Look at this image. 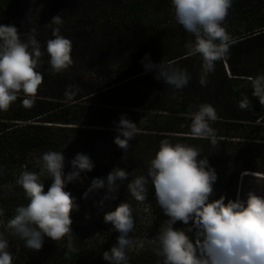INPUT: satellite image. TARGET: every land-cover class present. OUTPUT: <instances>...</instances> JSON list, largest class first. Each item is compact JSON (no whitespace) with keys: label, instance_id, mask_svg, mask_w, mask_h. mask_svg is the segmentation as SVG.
Instances as JSON below:
<instances>
[{"label":"rangeland","instance_id":"obj_1","mask_svg":"<svg viewBox=\"0 0 264 264\" xmlns=\"http://www.w3.org/2000/svg\"><path fill=\"white\" fill-rule=\"evenodd\" d=\"M2 1L4 7L0 6V24L15 25L22 37L30 34L38 41V38H42L43 43L40 41L39 43L42 53H45V59L41 63L40 71L50 74L48 78L60 81L59 84L56 82L50 86V80L43 78L40 85L42 88L36 93L37 97L60 95L59 98L64 104L69 103L67 101L69 96L74 95L86 100V106L95 104L97 107L106 105L107 99L96 98L97 96L90 93L108 84L117 83L118 87L126 85L124 89L128 91L127 96L133 99L125 101L127 105L115 107L118 114L109 117L108 120L93 121L95 124L100 121L103 127L73 126L75 129L79 127L88 132L92 130L103 132L98 136L91 133L84 134L82 137H86L84 145L87 146L84 147L79 140L73 139L69 132H43L45 139L37 147H33L28 154L29 161L32 162L30 171H38L37 160L48 150L63 152L66 173L71 171L70 161L77 153H85L94 161L92 171L81 173V180L69 183L65 189L75 198L76 204L70 214L73 221L71 225L73 240L77 243L81 240L91 252L98 248L93 255H89L91 261L85 257L82 264H108L102 258V253L116 243L119 233L114 230L110 222H104V214L120 203H128L132 208L134 228L130 235L143 244L142 247L129 250V264H141L137 261L141 258H144V264H156L155 260L161 259L154 253V245L150 241L155 240L168 217L158 205L154 189L150 191L152 195H147L143 202H139L128 192L126 180L112 193L114 198L111 200L105 199L100 203V197L107 191L103 186L84 197L94 177H106V174L113 169L112 158L118 154L115 150L118 146L113 141V136L116 134L114 131L116 125L113 122L118 119L120 113L126 114L129 119L137 123L139 129L129 142L127 150L131 152L132 156L128 155L131 156V161L141 167V172L129 175V180L140 175L147 176L150 159L157 151L160 141L168 139L171 143L181 142L196 146L200 149V158L208 157L210 166L217 173V181L213 186L214 199H219L223 195L226 198L225 202L228 199L235 200L238 196L244 200L249 191L264 194V177L243 175L245 172L264 175V142L251 140L257 136L261 137L259 133L256 134L250 129L233 130L226 126L228 123L225 122L228 121L223 117L219 121L217 119L210 122L216 132V144L206 139L209 143L204 145L202 141L205 139L190 135L189 112L200 105L198 102L203 95L206 96L209 104L215 105L217 100L214 97L216 96L214 89L218 87L222 67H225L226 77L232 75L224 59L216 62L215 70L207 76V83L200 84L201 59L182 57L187 53L186 42L189 41L182 40L174 44L179 40L176 31L182 30L183 27L174 19L170 0H0V3ZM57 15H60L61 22L49 25L52 18ZM53 28H58L59 34L72 41L73 64L57 74L52 73L46 52V43L53 38ZM263 40L264 38H259L244 42L238 48L260 46ZM234 50H229V53L233 54ZM146 54L154 63L175 59L174 66L185 69L191 76L190 81L184 88L177 90L162 80H157L154 73L145 71L141 62ZM156 54L158 56H155ZM233 63L235 66L239 64L237 60ZM238 71L242 76L229 85L231 93L238 90L240 85L245 87V83H251L249 79L244 78L243 64L238 67ZM122 72L125 75H121ZM90 84L96 86L90 90L87 87ZM59 88L63 90L60 91ZM74 91L76 92L73 93ZM245 99L239 98L234 101L233 106H241ZM114 101L119 102L117 99ZM162 116L179 117L189 121L177 124L174 132H166L168 129H164L165 125L160 123L159 117ZM77 119L83 121V117ZM254 122L253 125L246 126L264 127V119L260 118ZM233 134L239 137L233 139L231 146H218V142L224 140L223 136L226 138ZM98 139L101 142L95 144ZM258 144L263 145L257 147ZM237 170H239L238 176L235 178ZM15 172L14 175L3 172L0 176V208L4 209L3 216H0V221L3 222L0 223V231H5L9 240V251L13 245H16L15 241L19 242L20 239L7 232V220L14 216L18 206L28 203L24 189L16 183L20 172L18 173L17 169ZM42 180L45 182L44 191L47 192L51 180L46 176L42 177ZM151 186L149 179L146 189H151ZM83 205L84 211L81 210ZM82 228H85V231ZM53 242L56 250H61L64 244H67L65 239ZM97 242H100L99 247L94 246Z\"/></svg>","mask_w":264,"mask_h":264},{"label":"clouds","instance_id":"obj_2","mask_svg":"<svg viewBox=\"0 0 264 264\" xmlns=\"http://www.w3.org/2000/svg\"><path fill=\"white\" fill-rule=\"evenodd\" d=\"M170 3L176 23L193 37L186 44L187 55L200 57V84L205 85L208 74L215 70L217 61L227 58L232 44L224 21L233 0H170ZM60 22L57 15L49 25ZM52 35L46 43V52L50 69L57 74L73 64L72 41L59 34L58 28H53ZM42 55L34 35L22 37L15 25L0 24V112L7 111L19 96H23L21 103L25 108L33 106L43 80L37 70ZM141 62L146 72L154 73L157 80L177 90L191 79L185 69L175 67L172 61L154 63L146 54ZM251 83L253 95L264 104V74H258ZM246 106L245 99L241 107ZM188 116L190 135L216 144V132L210 124L218 118L214 106L200 104ZM113 123L116 125L113 141L125 151L139 131L137 123L124 113ZM37 164L38 171L25 168L16 179L28 203L18 206L14 216L7 220V232L34 251L43 247L45 238L53 241L66 238L68 250L75 251L70 214L76 204L65 189L69 183L81 180V173L92 171L94 161L85 153H77L70 161L71 171L66 173L63 152L48 150L40 155ZM129 175L125 169L114 167L106 177H94L84 197L103 186L107 191L100 197V203L111 200L112 193L127 180L128 192L136 201L143 202L150 179L156 201L168 217L155 240L150 241L154 253L161 258L158 264H264V194L249 191L244 200L238 196L225 202L223 195L214 199L217 173L208 157L200 158L198 147L163 139L150 159L147 176L129 180ZM45 176L51 180L47 192L42 180ZM3 214L4 209L0 208V216ZM177 221L184 225L191 222L188 231L194 232L195 238L175 228ZM104 222H110L119 235L116 243L103 251L102 258L108 264H129V250L143 246L130 235L134 228L132 208L128 203H120L104 214ZM0 264H13L5 231H0Z\"/></svg>","mask_w":264,"mask_h":264},{"label":"trees","instance_id":"obj_3","mask_svg":"<svg viewBox=\"0 0 264 264\" xmlns=\"http://www.w3.org/2000/svg\"><path fill=\"white\" fill-rule=\"evenodd\" d=\"M0 6L4 7L3 1L0 3ZM224 24L232 37L230 50L233 49V44L243 43L248 37L251 36H260L264 32V0H233V5L229 10ZM94 33L96 32H93V34ZM176 33L179 36V40H176L174 44L180 43L182 40L191 41L193 39L192 35L186 32L184 29L176 31ZM38 39L41 43H43L42 38ZM155 56L158 55L156 54ZM184 56L191 57V59H195V57L200 58L198 55L188 56L187 53L182 55V57ZM41 57L42 59L40 60L37 69L38 71H40L41 63H43V60L45 59L44 52ZM235 60L239 62L237 66H235L233 63ZM168 61L173 62L175 59ZM224 61V63L228 65L232 77H226L225 67L221 68V75L217 83L218 87L217 89H214V92L216 91V96L214 97L217 100L214 105V108L218 112L217 119L219 121L224 117L225 120L228 121L225 122L228 123L226 126L232 128L233 130L237 131L250 129L256 134L259 133L261 137L257 136V138H251V140H260L264 142V127L256 128L254 126H246L253 125L252 123H255L254 121L257 119H264L262 117L264 114V104H261L259 99L253 95V87L251 83H245V87L244 85H240L238 90L231 93L229 90V85L235 82L234 80L239 78V76H242L238 71V67L242 65V60L239 61L238 52L234 53L233 51V54L228 53V56ZM224 63L222 65H224ZM40 72L43 78L50 80V86L56 84V82H58V84L60 83L58 80L56 81L53 78H48L50 74L42 73V71ZM122 73L123 74L121 75H125L124 72ZM95 86L96 85L90 84L87 87L91 90ZM118 86L119 85H117V83L108 84L107 86L99 88L93 93H90V95L93 94V96H97L96 98L103 97L107 99V104L97 106L98 108L95 106V104H92V106H86V100H81L83 98H78L74 95L69 96L67 100L69 103L64 104L59 98L60 95H58V97L43 96L42 98L36 96L33 106L31 108H25L21 103L23 96H19L18 99L11 104L7 111L0 112V176L3 174V172L14 175L16 174V169L18 173L25 168L30 170L32 167V162L29 161L28 154L31 150H33V147H37V145L45 139L42 134L43 132H69L72 134L73 139L76 141L79 140L84 147L87 146V144L84 145L86 142V137H82L84 134L91 133L95 136H98L103 132L99 130H92V132H88L87 130H83L79 127L85 125H88L89 127H103L104 125L100 124V121L97 122V124H95L93 121L95 119H97V121L99 119L108 120L109 117L118 114L115 107L120 108L124 105H127L125 101L133 100L127 96L128 91L124 89L126 85H123V87ZM41 88L42 86H39L38 90ZM59 90L61 91L63 88H59ZM75 92L76 91L73 93ZM239 98L247 99L246 107L233 106L234 101H237ZM114 99H117L119 102H115ZM207 101L206 96L203 95L202 98L199 99L198 104L208 103ZM77 117H83V121L77 119ZM159 118L160 123L165 125L164 129H168L166 132H174L175 128H177V124H182L184 121H189L179 117L162 116ZM56 124L62 125L55 126ZM76 125L79 126L78 129L74 128ZM105 127L107 128L108 126ZM238 137L239 135L236 136L233 134V136H227L226 140V138L223 136L224 140H220L218 142V146H231L233 139ZM100 142L101 140L98 139L95 144H99ZM202 142L204 145L209 143V141L206 139ZM262 145L263 144H258L257 147H262ZM115 150L118 152V154L112 158V168H123L128 171L130 175H136L137 173L141 172V167H138L136 163L131 161V152H128V150L123 151L119 147L115 148ZM128 155L131 156L129 157ZM238 171L239 170L236 171L235 178L238 176ZM247 174L251 175L249 172H245L243 175ZM152 189H154L153 185L151 186V189H146V196L152 195L150 194ZM82 208L83 209L81 210L84 211V205ZM190 226L191 222H189V225H184L180 221H177L174 225L175 228H181L185 230L190 238L194 239V232L188 231ZM82 229L85 231V228ZM65 240L67 243L66 238ZM78 241V243L75 242V240L72 242L75 251H69L67 249V244H64L66 247L64 246L61 250H56L54 249L55 242L50 240V238H45L43 247L38 251H34L25 247L24 241L20 239L19 242L15 241L16 245H13L10 249V252L13 256V264H82L83 258L87 257L89 261L91 259V256L89 255H93L94 251L98 248L91 252L90 249L82 244L81 240ZM99 243L100 242H97V244L95 243L94 246L99 247ZM137 261L141 264L145 263L144 258L137 259ZM158 261H160V259L155 260V263L158 264Z\"/></svg>","mask_w":264,"mask_h":264},{"label":"crops","instance_id":"obj_4","mask_svg":"<svg viewBox=\"0 0 264 264\" xmlns=\"http://www.w3.org/2000/svg\"><path fill=\"white\" fill-rule=\"evenodd\" d=\"M259 38H264V32L260 36L248 37L244 42L257 40ZM241 44L242 43H236L233 44L232 47L235 49L234 53L238 52V60H242L244 78L252 81V79L258 74H264V40L260 46L256 45L255 47H248L246 49L238 48V46ZM262 117L264 118V114Z\"/></svg>","mask_w":264,"mask_h":264},{"label":"bare ground","instance_id":"obj_5","mask_svg":"<svg viewBox=\"0 0 264 264\" xmlns=\"http://www.w3.org/2000/svg\"><path fill=\"white\" fill-rule=\"evenodd\" d=\"M251 175H255V176H257V177H264V175H261V174H254V173L252 174V173H251Z\"/></svg>","mask_w":264,"mask_h":264}]
</instances>
